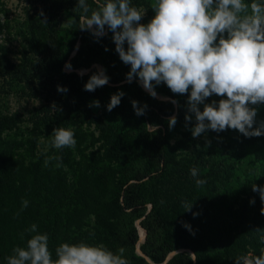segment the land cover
Instances as JSON below:
<instances>
[{"label":"trees","instance_id":"obj_1","mask_svg":"<svg viewBox=\"0 0 264 264\" xmlns=\"http://www.w3.org/2000/svg\"><path fill=\"white\" fill-rule=\"evenodd\" d=\"M40 1L44 11L17 30L18 63L0 43V75L23 92L22 82L38 79L59 99L24 119L0 97V264H152L136 251L137 221L146 230L139 247L155 264H264L261 0H164L168 9H154L156 0ZM138 5L152 14L139 28L141 53L119 40ZM158 13L196 47L192 65L177 67ZM65 63H99L119 84ZM158 68L170 75L162 82L150 76Z\"/></svg>","mask_w":264,"mask_h":264},{"label":"rangeland","instance_id":"obj_2","mask_svg":"<svg viewBox=\"0 0 264 264\" xmlns=\"http://www.w3.org/2000/svg\"><path fill=\"white\" fill-rule=\"evenodd\" d=\"M165 1L174 8L178 5V0ZM185 1H187L190 6L196 0ZM161 3H164V0H156L152 6L155 9V5L156 7L162 5L163 8L168 9L167 4L164 5ZM0 9L3 10V12H0V20L4 22V24L6 20L9 22V29L3 28V32L0 33V43L4 44L8 57H10L12 61L18 63L22 55V37L17 34V30L22 23L27 21V19L38 17L44 11L42 2L40 0H0ZM133 9V18L128 23L122 24L125 29L119 40L125 45V47H129L132 50L141 53L145 49V45H143L141 41L139 28L142 18L145 16L152 17V14L147 7L142 5H138ZM155 25L160 34H163L164 37L171 38L172 42L170 46L175 45L177 53L179 54L177 57L179 60L176 62L177 67L184 69L185 67H182L184 63H187V67L192 65L193 59L199 56V52L188 39L184 38V35L179 31L175 22L172 19L169 20L164 13H158L155 17ZM118 26L120 27L121 25L119 24ZM81 69L83 70L86 68ZM150 76L155 81L162 82L170 75L168 72L158 68L155 71H152ZM183 76L184 73L179 72L174 78L178 79ZM3 77L4 75H0V97L2 98V108L4 111H17L24 119H28L30 114L35 112L37 108H40L43 105L53 106L57 102V99H59L54 91L49 90L50 88L48 85L42 83V81L38 79H34L33 82H30L29 84H24V82H22V85L24 86L23 92L20 86L16 84L12 86L13 88H8V85H5ZM7 78H9V75L6 79ZM194 102L205 107L207 106V102L201 96L197 97ZM96 111L100 113L99 108H96ZM25 125L30 124L26 121ZM139 233L141 236L143 235L141 228H139Z\"/></svg>","mask_w":264,"mask_h":264},{"label":"water","instance_id":"obj_3","mask_svg":"<svg viewBox=\"0 0 264 264\" xmlns=\"http://www.w3.org/2000/svg\"><path fill=\"white\" fill-rule=\"evenodd\" d=\"M81 21H82V23H84V22L88 23L89 28L91 29L92 32H94V33H96V34H101V33H103V32H99V31H97V29H96V28L94 27V25H93V22H92L90 19L86 18L85 16H82V17H81ZM104 32H105V31H104ZM78 45H79V42L77 43V46H78ZM76 50H77V48L71 53L70 57L73 56V55L76 53ZM92 66H95V67L97 68L99 74L101 75L102 79H103L105 82H107L108 84H111V85L119 84V83H111V82H109V81L105 78V76H104V71H103V69H102V66H101L99 63H93L91 66H89L88 68L83 69V70H82V69H75V68L67 67V66H66V63H65L64 68H65L66 70H68V71H75V72H77V73H79V74H83V73L88 72V71L91 69ZM122 82H124V81H122ZM140 83H141L143 89H144L145 91H147L148 93H150L151 95H153L155 98H157V99H162V100H172V101H174L170 96H168V95H161V94L157 93L156 91H154L153 89L149 88V87H148L143 81H140ZM174 103H175V101H174ZM175 105H176V103H175ZM137 227H138V229H139V228H142V229H143V235L141 236L140 233H139V239H138V242H137L136 251H137V253H139L140 255H142L143 257H145L146 260H148V261L151 262L152 264H155V263H153V262L150 260V258H149V257H148V256H147V255L141 250V248L139 247V242L143 241L144 238H145L146 230H145L144 227H142V226L139 224L138 221H137ZM141 237H142V238H141ZM182 250H187V251H189V252L191 253V255H192V258L195 260V254L192 252L191 249L181 248V249H179L178 251H182ZM175 252H177V250H175V251H171V252L168 254V256H167V259H168L169 257H171Z\"/></svg>","mask_w":264,"mask_h":264},{"label":"built area","instance_id":"obj_4","mask_svg":"<svg viewBox=\"0 0 264 264\" xmlns=\"http://www.w3.org/2000/svg\"><path fill=\"white\" fill-rule=\"evenodd\" d=\"M261 12H262V16H263V20H264V0H261ZM248 259V258H246Z\"/></svg>","mask_w":264,"mask_h":264},{"label":"bare ground","instance_id":"obj_5","mask_svg":"<svg viewBox=\"0 0 264 264\" xmlns=\"http://www.w3.org/2000/svg\"><path fill=\"white\" fill-rule=\"evenodd\" d=\"M141 230L143 231V229L141 228Z\"/></svg>","mask_w":264,"mask_h":264}]
</instances>
